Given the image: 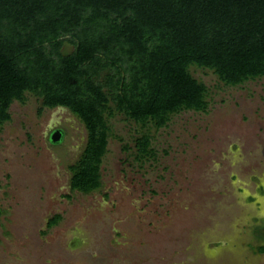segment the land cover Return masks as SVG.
<instances>
[{
	"label": "rangeland",
	"instance_id": "374dc122",
	"mask_svg": "<svg viewBox=\"0 0 264 264\" xmlns=\"http://www.w3.org/2000/svg\"><path fill=\"white\" fill-rule=\"evenodd\" d=\"M191 72L208 87L207 110L161 128L111 118L90 193L71 187L87 141L80 118L40 113L31 93L14 101L0 127V264H264V76L232 86ZM144 133L154 153L139 158Z\"/></svg>",
	"mask_w": 264,
	"mask_h": 264
},
{
	"label": "trees",
	"instance_id": "16d2710c",
	"mask_svg": "<svg viewBox=\"0 0 264 264\" xmlns=\"http://www.w3.org/2000/svg\"><path fill=\"white\" fill-rule=\"evenodd\" d=\"M194 65L232 86L264 76V0H0V127L27 93L40 113L79 117L87 141L69 166L72 190L102 186L116 115L161 128L173 114L207 110ZM135 141L139 158L154 153L150 134Z\"/></svg>",
	"mask_w": 264,
	"mask_h": 264
},
{
	"label": "water",
	"instance_id": "95a60500",
	"mask_svg": "<svg viewBox=\"0 0 264 264\" xmlns=\"http://www.w3.org/2000/svg\"><path fill=\"white\" fill-rule=\"evenodd\" d=\"M60 136H61V133H60V131L57 130V131L52 135V140H54V141L56 142L57 140L60 139Z\"/></svg>",
	"mask_w": 264,
	"mask_h": 264
}]
</instances>
